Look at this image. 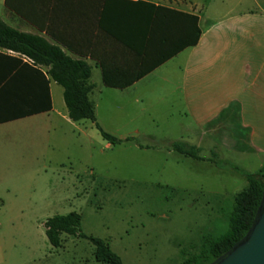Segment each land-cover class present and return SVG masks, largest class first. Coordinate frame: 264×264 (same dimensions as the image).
I'll use <instances>...</instances> for the list:
<instances>
[{
    "label": "rangeland",
    "instance_id": "374dc122",
    "mask_svg": "<svg viewBox=\"0 0 264 264\" xmlns=\"http://www.w3.org/2000/svg\"><path fill=\"white\" fill-rule=\"evenodd\" d=\"M234 1L196 3L202 18L213 19ZM150 78L152 89L145 91L132 114L140 133L138 140L146 144L144 149L125 145L107 148L94 127L88 128L85 136L69 134L68 141L55 145L51 135L53 141L45 154L36 147L34 131L28 126L16 134H4L16 171L11 181L23 189L21 203L25 208L24 217L0 221V264H105L94 259L88 238L62 234L58 247L48 243L45 219L69 211L80 214V231L108 244L121 264H177L198 253L205 239L226 230L234 194L246 186L244 177L231 167L255 172L264 165V155L231 153L216 145L214 150L224 158L223 162L216 161L220 159L217 154L208 155L213 150L209 141L203 139L198 148L192 132L183 130L186 121L175 112L178 98L167 96L166 85ZM118 99L100 97L99 114L115 112L114 101ZM164 136L172 141L160 144ZM173 142L196 147L203 159L176 152L171 147ZM63 169L92 183L85 180L78 184L75 179L72 185L70 178L60 173ZM89 171L93 176L86 177ZM100 181L105 182L102 188L97 187ZM51 194L58 200L67 197L68 203L43 206L33 216L32 205L40 196Z\"/></svg>",
    "mask_w": 264,
    "mask_h": 264
},
{
    "label": "crops",
    "instance_id": "0c3cea01",
    "mask_svg": "<svg viewBox=\"0 0 264 264\" xmlns=\"http://www.w3.org/2000/svg\"><path fill=\"white\" fill-rule=\"evenodd\" d=\"M143 1L165 8L155 15L158 28L150 54L168 56L144 75L133 77L143 66L138 62L139 48L135 43L127 48L99 33L98 40L77 46L80 52H73L58 44L67 55L81 57L90 66L89 82L93 88L89 98L91 95L94 122L117 138H133L115 145L146 148V144L138 140L140 133L134 127L132 114L136 112L140 98L146 96L145 91L152 89L150 77H156L166 85L167 96L178 98L180 108L175 111L176 115L186 121L183 130L188 128L186 130L192 132L195 146L199 148L203 139L209 141L213 150H209L208 155L215 153L222 160L224 158L214 150L216 145L223 146L231 153L264 155V0H235L228 4L230 8L213 19L202 18L196 0ZM116 3L110 14L128 15L129 19L136 16V10H132L131 6L126 11V6L121 2ZM171 11L196 16L199 36L195 44L185 45L186 19ZM153 16L149 12V17ZM0 18L15 29L39 34L51 41L43 31L8 9L4 0H0ZM132 31H136V28ZM1 52L28 62L12 51ZM46 69L45 66L41 67L43 73ZM102 70L108 80L116 83L127 81V85H104ZM26 80V70L20 64L11 58L0 57V118H10L0 122V221L24 217L22 208H25L21 203L23 189L11 181L16 178V171L12 169L10 148L4 134H16L21 127L28 126L34 131L36 147L45 154L53 141L51 135H54L55 145L58 141H68L69 134L85 136L88 128L95 129L94 122L88 120V124H85L84 120L71 121L67 117L62 88L52 79H49L47 88L48 109L41 107L37 109L41 111L16 117L24 109V103L12 98L24 95ZM111 96L119 98L114 101L115 112L99 114L100 97ZM44 103L43 96L41 99L36 97L33 102L36 106ZM168 115L173 113L169 112ZM151 122L154 123L153 118ZM56 130L60 132L55 133ZM56 134L61 136L56 139ZM169 139L164 136L159 143H170L172 139ZM103 145L107 148L115 146L105 139ZM60 173L70 178L72 185L75 179L78 184L85 180L88 184L92 183L87 178H78V173L70 169H63ZM93 173L89 171L86 177L93 176ZM103 184L100 181L97 187L102 188ZM59 202L68 203V198L64 196L58 200L54 194L42 195L32 205L33 211L30 213L35 216L36 209L55 207Z\"/></svg>",
    "mask_w": 264,
    "mask_h": 264
},
{
    "label": "trees",
    "instance_id": "16d2710c",
    "mask_svg": "<svg viewBox=\"0 0 264 264\" xmlns=\"http://www.w3.org/2000/svg\"><path fill=\"white\" fill-rule=\"evenodd\" d=\"M116 2H121L120 4L126 6V11L131 6L132 10H136V16L129 19L128 15L110 14L111 8L117 6ZM4 5L51 39L49 41L39 34L15 29L0 18V57L11 58L20 64L26 70L27 76L24 95L12 98L24 103V109L16 117L41 111L37 110L41 107L48 109L47 88L49 79H52L62 88V99L67 117L71 121L94 122V105L89 98V93L93 88V84L89 82L90 66L81 57L75 58L67 55L58 44L73 52H80L77 46L98 40L99 33L107 35L114 42L127 48L133 47L135 43L139 48L138 62L143 66L134 74V78L144 75L168 57L164 54L154 56L150 54L158 28L155 15L158 10L165 9L161 6H154L150 2L143 0H4ZM149 12L154 14L152 18L149 17ZM171 12L178 13L186 19L185 45L195 44L199 36L196 16ZM135 28L136 31H132ZM7 50L16 53L18 57H24L28 62L1 52ZM42 66L47 67L44 73L41 71ZM102 82L110 87L127 85V81L116 83L108 80L104 70H102ZM42 96L45 103L42 106L34 105L36 97L41 99ZM6 119L10 118H0V122ZM94 126L101 137L112 145L133 139L131 137L117 138L103 131L96 122ZM171 147L184 156L203 159L198 156L197 148L194 146L173 142ZM212 155L216 154L212 153ZM215 160L223 162L222 159L216 158ZM231 169L244 177L246 186L234 194V204L228 214L226 230L217 237L205 239L198 253L177 264H210L245 235L264 190V165L252 173L245 172L236 166H232ZM79 225L80 214L76 211L54 214L45 219L44 234L48 243L53 247L60 245L62 234L88 238L94 247L93 256L96 261L105 264H121L120 258L109 248L108 244L100 239L85 236L80 231Z\"/></svg>",
    "mask_w": 264,
    "mask_h": 264
},
{
    "label": "water",
    "instance_id": "95a60500",
    "mask_svg": "<svg viewBox=\"0 0 264 264\" xmlns=\"http://www.w3.org/2000/svg\"><path fill=\"white\" fill-rule=\"evenodd\" d=\"M210 264H264V190L245 235Z\"/></svg>",
    "mask_w": 264,
    "mask_h": 264
}]
</instances>
